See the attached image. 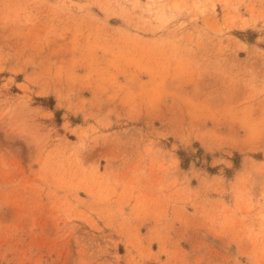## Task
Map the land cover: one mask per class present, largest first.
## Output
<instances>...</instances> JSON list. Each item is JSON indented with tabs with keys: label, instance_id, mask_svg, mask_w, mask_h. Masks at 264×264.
I'll use <instances>...</instances> for the list:
<instances>
[{
	"label": "rangeland",
	"instance_id": "374dc122",
	"mask_svg": "<svg viewBox=\"0 0 264 264\" xmlns=\"http://www.w3.org/2000/svg\"><path fill=\"white\" fill-rule=\"evenodd\" d=\"M0 264H264V0H0Z\"/></svg>",
	"mask_w": 264,
	"mask_h": 264
}]
</instances>
